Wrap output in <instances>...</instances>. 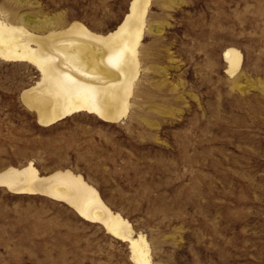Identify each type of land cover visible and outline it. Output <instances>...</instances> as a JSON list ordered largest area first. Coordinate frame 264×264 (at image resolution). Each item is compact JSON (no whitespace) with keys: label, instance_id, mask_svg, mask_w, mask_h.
Wrapping results in <instances>:
<instances>
[{"label":"rangeland","instance_id":"374dc122","mask_svg":"<svg viewBox=\"0 0 264 264\" xmlns=\"http://www.w3.org/2000/svg\"><path fill=\"white\" fill-rule=\"evenodd\" d=\"M130 0H0L38 30L105 33ZM127 115L40 125L20 92L39 79L0 58V170L69 168L145 234L152 264H264V0H151ZM235 47L241 67L226 71ZM0 264H135L129 246L62 201L0 186Z\"/></svg>","mask_w":264,"mask_h":264},{"label":"bare ground","instance_id":"6f19581e","mask_svg":"<svg viewBox=\"0 0 264 264\" xmlns=\"http://www.w3.org/2000/svg\"><path fill=\"white\" fill-rule=\"evenodd\" d=\"M150 3L130 0L121 21L105 33L92 31L77 20L67 24L57 20L34 30L21 15L14 22L0 13V58L27 62L39 72V79L22 89L20 98L40 125L82 111L107 122L127 115ZM222 56L227 72L240 69L239 49L226 47ZM0 186L15 194H40L64 202L84 220L99 223L107 233L126 241L132 262L152 264L145 234L112 210L81 173L62 168L42 174L29 160L0 170Z\"/></svg>","mask_w":264,"mask_h":264}]
</instances>
